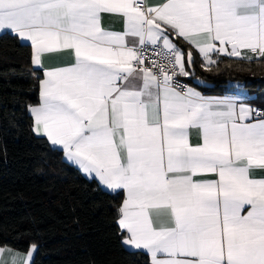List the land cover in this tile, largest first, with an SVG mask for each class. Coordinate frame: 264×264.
Returning a JSON list of instances; mask_svg holds the SVG:
<instances>
[{
  "label": "snow or ice",
  "instance_id": "obj_1",
  "mask_svg": "<svg viewBox=\"0 0 264 264\" xmlns=\"http://www.w3.org/2000/svg\"><path fill=\"white\" fill-rule=\"evenodd\" d=\"M104 14L120 16L124 31L106 30ZM5 31L31 42L37 67L45 54L73 56L44 71L33 131L107 190H122L124 244L150 264H264V178L252 175L264 170V110L174 81L193 59L170 40L194 46L206 68L217 63L212 53L260 59L264 0H0ZM132 77L139 89L126 86Z\"/></svg>",
  "mask_w": 264,
  "mask_h": 264
},
{
  "label": "trees",
  "instance_id": "obj_2",
  "mask_svg": "<svg viewBox=\"0 0 264 264\" xmlns=\"http://www.w3.org/2000/svg\"><path fill=\"white\" fill-rule=\"evenodd\" d=\"M194 57L192 77L208 94L235 84L264 91V60L215 57L204 69ZM41 78L30 47L0 35V246L18 253L36 247L32 264H149L123 244L116 222L122 194L83 177L33 133L28 108L38 103Z\"/></svg>",
  "mask_w": 264,
  "mask_h": 264
},
{
  "label": "crops",
  "instance_id": "obj_3",
  "mask_svg": "<svg viewBox=\"0 0 264 264\" xmlns=\"http://www.w3.org/2000/svg\"><path fill=\"white\" fill-rule=\"evenodd\" d=\"M149 3L156 5V4H161L164 2V0H148ZM102 26L106 29V30H110V31H115V32H123L125 29V25H124V21L123 19L118 16V15H108V14H104L102 16ZM3 34H10L15 36L20 43L28 45L31 49V66L33 69L38 70L42 73V79H44V71L48 70V69H53V68H57V67H65V66H69L71 63L74 62V58L73 56L67 52H59V53H53V54H45L42 57V67H37L36 65L33 64V49L31 46V42L30 41H25V40H20L15 34L10 33L9 31H5ZM0 34V35H3ZM170 40H172V42L174 44H176L177 47H179L180 49H182L184 51L185 54V59L187 60V53L190 51L192 53V59H193V63H194V56H197L201 66L204 69H209L212 65L208 66L207 68L204 65V60L203 57L199 54L198 50L192 46L191 44H189L187 41H185L183 38L180 37H176L174 34L170 35ZM127 42L129 46H136L138 47V39L137 38H133V37H127ZM230 50V48H229ZM246 54L251 56V53H247V50H245ZM212 56V58L215 60V57H227V58H233V59H238V60H243V61H259V60H264V57L257 59L256 57L253 56L252 60H248V59H240V58H236V57H230L227 55H217L215 53L210 54ZM193 65V64H192ZM186 67V71H188L189 75L188 76H183L185 79H189L192 77L193 73H192V66L189 67L186 63L185 65ZM40 80V81H41ZM40 81L38 84V103L36 105L33 106H38L40 103ZM205 83L202 82L201 80H199L198 78L192 77L190 79V83H188V87L187 88H192L194 91L199 92L203 97H205L206 99H213V98H233L237 101V103L239 104L240 102H243L247 105H250L251 107L255 106V107H260V108H264V95H261V93L263 94L264 91L260 92V93H249L246 90H243L241 88V85L235 84L234 88L231 89H227L226 91H224L221 94H208L206 93L203 89H201V85L203 86ZM126 86L130 87V88H135V89H139L142 86V80L139 79L138 77H132L129 78V81L127 82ZM32 107V106H30ZM29 107V108H30ZM28 108V114L32 119V131H33V126H34V118L31 114V112L29 111ZM33 133L35 134V136L42 138L44 140L47 141L48 145L56 150L61 152L62 155V159L65 163H67L68 165L74 167L75 169H77L81 175L83 177H85L88 180H94L97 182V184L100 186L101 189L108 191L110 193H116V192H112L111 190H107L103 185H101L99 183L98 180L94 179V178H89L77 165H75L74 163H72L71 161H69L66 157V155L64 154V151L62 149V147L60 146H55L52 145L51 142L47 139V137L43 136V135H37L34 131ZM190 141L192 144H197L200 142V135H199V130L198 129H191L190 130ZM254 178H264V170H254L252 173ZM208 179L211 178H215V177H205ZM123 197V200L125 198V196L122 193V190H118ZM122 200V202H123ZM122 204V203H121ZM120 229V228H119ZM121 230V229H120ZM124 244V243H123ZM125 248L129 249V250H134V251H140V252H144V250H137L132 248L130 245H126L124 244ZM36 250V247H33ZM30 250V249H29ZM33 249H31L30 251H32ZM29 252V251H28ZM27 252V253H28ZM27 253H18L14 250L9 251L8 248H5V253L3 257H0V264H13V257H16V261L15 264H23V260L25 258V255ZM35 254V251H32V258ZM148 258H149V264H150V257L147 253H145Z\"/></svg>",
  "mask_w": 264,
  "mask_h": 264
},
{
  "label": "built area",
  "instance_id": "obj_4",
  "mask_svg": "<svg viewBox=\"0 0 264 264\" xmlns=\"http://www.w3.org/2000/svg\"><path fill=\"white\" fill-rule=\"evenodd\" d=\"M138 47H139V46H138ZM145 47L147 48V50H148V55H149L151 58L157 59V60H159L160 62H163V63H167L166 61L163 60L162 57H152L151 46H150V45H146ZM145 65H146V66H151V65L149 64L148 60H145ZM169 71H171V70L169 69ZM173 79H174V81H179V83H180L181 86H186V87H188V83H187V81L185 80V78H184L182 75H176ZM252 108H254V109H258V110H264V108L255 107V106H253Z\"/></svg>",
  "mask_w": 264,
  "mask_h": 264
},
{
  "label": "rangeland",
  "instance_id": "obj_5",
  "mask_svg": "<svg viewBox=\"0 0 264 264\" xmlns=\"http://www.w3.org/2000/svg\"><path fill=\"white\" fill-rule=\"evenodd\" d=\"M261 95H264V92H263V94L261 93ZM31 249H33V247H30V250H31ZM30 250H29V251H30ZM32 259H33V258H32Z\"/></svg>",
  "mask_w": 264,
  "mask_h": 264
}]
</instances>
